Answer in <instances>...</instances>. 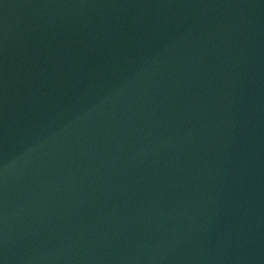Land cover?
Listing matches in <instances>:
<instances>
[{"label":"water","instance_id":"1","mask_svg":"<svg viewBox=\"0 0 264 264\" xmlns=\"http://www.w3.org/2000/svg\"><path fill=\"white\" fill-rule=\"evenodd\" d=\"M0 264H264V0H0Z\"/></svg>","mask_w":264,"mask_h":264}]
</instances>
